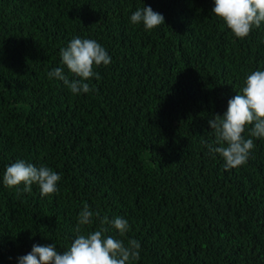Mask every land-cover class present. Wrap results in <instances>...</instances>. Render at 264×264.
<instances>
[{
	"label": "trees",
	"instance_id": "1",
	"mask_svg": "<svg viewBox=\"0 0 264 264\" xmlns=\"http://www.w3.org/2000/svg\"><path fill=\"white\" fill-rule=\"evenodd\" d=\"M150 6L165 24L131 15ZM214 0H0V264L33 245L63 253L85 203L130 229L141 244L130 264H264V138L248 162L225 170L209 152L208 119L223 115L246 77L264 70V22L234 36ZM112 57L95 90L74 95L48 72L63 67L73 37ZM248 137V131L244 133ZM24 160L61 176L41 196L3 184ZM99 220L82 227L94 231Z\"/></svg>",
	"mask_w": 264,
	"mask_h": 264
},
{
	"label": "clouds",
	"instance_id": "2",
	"mask_svg": "<svg viewBox=\"0 0 264 264\" xmlns=\"http://www.w3.org/2000/svg\"><path fill=\"white\" fill-rule=\"evenodd\" d=\"M217 17L225 22L235 37L244 39L253 28H260L264 22V0H214L212 9ZM132 24H143L145 30H152L165 24V17L155 12L150 6L137 9L131 15ZM61 61L74 78L65 75L63 67H56L48 72L49 78L63 81L72 94L89 93L95 85L87 81L99 80L100 74L94 69L100 65L107 66L112 57L105 47L93 39L73 37L68 46L60 49ZM241 92L228 101L227 111L214 114L208 123L214 132V144H207L209 152L219 154L224 160L225 170L243 166L248 162L255 147L252 138H264V70L249 74ZM248 131L246 138L244 133ZM60 174L48 166L37 167L24 160H17L6 167L3 184L8 188L24 185L22 191L31 193L32 186L39 187L41 196H49L59 191ZM99 220V227L87 234L82 227ZM118 230L124 236L130 229L127 219L117 216L109 220L101 217L99 211H93L85 203L79 212L74 229L76 238L63 253L56 244L46 246L33 245L31 252L18 257L19 264H130L140 259L141 244L136 239L124 240L109 234Z\"/></svg>",
	"mask_w": 264,
	"mask_h": 264
}]
</instances>
